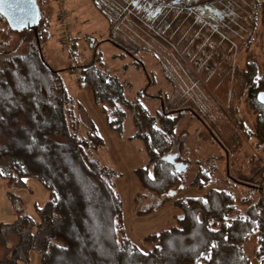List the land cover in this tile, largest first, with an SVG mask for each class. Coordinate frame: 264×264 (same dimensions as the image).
<instances>
[{
    "label": "trees",
    "instance_id": "16d2710c",
    "mask_svg": "<svg viewBox=\"0 0 264 264\" xmlns=\"http://www.w3.org/2000/svg\"><path fill=\"white\" fill-rule=\"evenodd\" d=\"M119 1L117 17H133L145 32L154 33L145 16ZM220 1L225 4L223 21L226 17L230 21L233 0ZM258 3L264 22V0ZM105 17L111 24L109 40L134 57L132 52L140 48L131 51L126 41L117 38L108 13ZM2 22L8 23L0 13ZM195 24L200 30L209 27L208 23ZM46 32L39 33L40 42H28L25 52L0 51V180H7L12 187H25V179L32 177L49 192L46 203L36 208L40 222L26 213L18 195L10 194L17 219L0 225V240L10 249L0 264H18L35 249L40 264H253V258L264 264V175L259 184H250L240 199L244 208L238 205L233 188L219 183L215 163L197 161L195 176L186 184L187 172L179 171L167 157L174 149L175 130L184 108L175 114L164 109L151 113L140 101L127 103L135 112L136 137L149 157L145 166L136 169L141 185L161 203L172 201L182 212L174 225L143 238L150 246L147 251L129 237L117 172L93 155L103 146V137L95 121L89 123L85 134L81 132L76 99L59 71L44 58L41 43L48 38ZM1 36L8 39L5 33ZM133 63L144 67L142 60ZM243 78L256 118L252 130L243 125L242 129L247 137L264 144V105L258 101V93L264 91V71L259 73L257 64L249 62ZM79 80L89 86L95 102L102 106L107 124L121 130L127 116L122 105L128 101L118 75L91 60L81 65ZM194 188L202 194H184ZM255 195H259L257 200ZM10 236H16V241ZM251 241L256 244L254 257L247 248Z\"/></svg>",
    "mask_w": 264,
    "mask_h": 264
},
{
    "label": "rangeland",
    "instance_id": "374dc122",
    "mask_svg": "<svg viewBox=\"0 0 264 264\" xmlns=\"http://www.w3.org/2000/svg\"><path fill=\"white\" fill-rule=\"evenodd\" d=\"M117 1L120 3L119 0H40L43 20L36 29L17 30L7 22L0 24V51L25 52L27 43L40 42L39 33L47 30L48 38L41 43L44 58L59 71L75 97L81 132L85 134L89 123L96 122L104 144L93 155L116 170L128 235L147 251L150 246L143 238L174 225L182 212L172 201L161 203L141 185L136 169L145 166L149 157L142 140L136 137L135 112L127 103L140 101L151 113L164 109L175 114L177 109L184 108L168 160L175 162L179 171L187 172L186 184L195 176L197 161L207 162L206 165L215 163L219 183L233 188L238 205L244 208L240 199L246 196L250 184H259L264 175V144L247 137L242 129L244 126L252 130L256 118L249 106L243 73L249 62L257 64L259 73L264 71V22L260 0H233L231 24L226 17L218 23V30L212 25L200 30L199 24L191 19L187 21L181 14L159 35L154 30V33L145 32L133 17H117L121 13ZM221 2L224 1L218 7L224 9ZM107 13L117 28V38L126 41L133 48L131 51L140 48L132 52L134 57L109 40L112 31L105 17ZM173 26L178 30L171 35ZM3 33L8 35L7 40L1 38ZM138 59L144 67L133 63ZM91 60L118 75L124 84L128 102L122 105L127 116L121 130L107 124L102 106L95 102L89 86L79 80L81 65ZM182 142L184 146L179 151ZM25 182V187H12L7 180H0V225L13 224L17 219L10 198L12 193L20 197L26 213L40 222L36 208L46 203L49 192L36 178H26ZM184 194L197 196L202 192L194 188ZM258 198L255 195V200ZM153 205L157 206L153 211L142 212ZM10 238L13 242L17 239ZM255 247V241L247 247L253 257ZM9 251L0 240V261ZM18 262L40 264V253L32 250L27 259ZM253 264H257L255 258Z\"/></svg>",
    "mask_w": 264,
    "mask_h": 264
},
{
    "label": "flooded vegetation",
    "instance_id": "af4514ba",
    "mask_svg": "<svg viewBox=\"0 0 264 264\" xmlns=\"http://www.w3.org/2000/svg\"><path fill=\"white\" fill-rule=\"evenodd\" d=\"M219 2L220 0H124L129 10L145 16L159 35L166 32L174 19L181 14H184L187 21L191 19L197 23H208L218 30L217 25L223 20V10L218 7ZM162 28L164 31H161ZM177 30L175 27L170 34L173 35Z\"/></svg>",
    "mask_w": 264,
    "mask_h": 264
},
{
    "label": "water",
    "instance_id": "95a60500",
    "mask_svg": "<svg viewBox=\"0 0 264 264\" xmlns=\"http://www.w3.org/2000/svg\"><path fill=\"white\" fill-rule=\"evenodd\" d=\"M0 13L17 30L36 29L42 19L38 0H0ZM258 101L264 105V91L258 93Z\"/></svg>",
    "mask_w": 264,
    "mask_h": 264
}]
</instances>
